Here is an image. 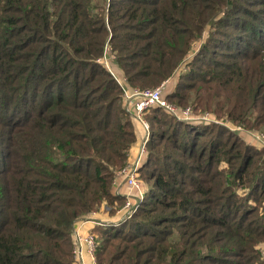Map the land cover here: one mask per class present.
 Masks as SVG:
<instances>
[{
    "label": "trees",
    "instance_id": "trees-1",
    "mask_svg": "<svg viewBox=\"0 0 264 264\" xmlns=\"http://www.w3.org/2000/svg\"><path fill=\"white\" fill-rule=\"evenodd\" d=\"M107 42L131 89L185 62L169 100L264 131V0H0V264H76V222L125 201L114 179L138 136ZM144 118L151 184L93 229L98 264H264V148Z\"/></svg>",
    "mask_w": 264,
    "mask_h": 264
},
{
    "label": "built area",
    "instance_id": "built-area-1",
    "mask_svg": "<svg viewBox=\"0 0 264 264\" xmlns=\"http://www.w3.org/2000/svg\"><path fill=\"white\" fill-rule=\"evenodd\" d=\"M109 49V52H107ZM109 57V58H108ZM111 58V59H110ZM115 54L111 52L109 42L105 45L103 55L98 61L103 64L113 75L115 80L123 89L124 93V105L128 112L132 115L134 120H138L145 128V135L143 142L141 143L139 156L134 161H128L123 167L116 171L114 179V192L117 195H124L125 201L116 211V219L102 218L99 215L105 212H110L111 207L107 204H103L99 209L92 210L90 213L80 218L78 221L92 222L98 224H118L121 221L132 216L139 202L145 196V191L142 189V182L138 177V171L143 164L144 156L148 151L147 141L149 138V123L144 118L145 110L150 106H158L165 110L178 120L192 123H208L209 121L222 122L221 120L213 118L210 111L196 112L191 105H180L176 102L170 101L164 94V89L168 80L164 81L158 86L147 87L142 89H131L126 82L124 76L119 75L117 71L113 69ZM113 62V63H112ZM215 117V116H214ZM217 118V117H216ZM238 130L245 127L236 125ZM251 135L255 137L258 144L264 147V131L261 130H249ZM126 184L128 191H122V185ZM132 191H136L139 198L132 197ZM77 223V222H76ZM74 237V257L76 264H98L97 262V248H98V236L93 230L86 232L79 231L77 224L73 231ZM88 261H86V259Z\"/></svg>",
    "mask_w": 264,
    "mask_h": 264
},
{
    "label": "rangeland",
    "instance_id": "rangeland-1",
    "mask_svg": "<svg viewBox=\"0 0 264 264\" xmlns=\"http://www.w3.org/2000/svg\"><path fill=\"white\" fill-rule=\"evenodd\" d=\"M206 35H207V30H206V32H205V34H204V37H206ZM204 37H202V39L196 44V46L194 47V49H193V51L190 53V55L187 57V58H189V57H191L192 55H194V54H196L198 51H199V49H200V47H201V44L204 42ZM107 52H109V49H108V51ZM109 58V57H108ZM111 59V58H110ZM112 60L114 61V63H113V69L115 70V71H117L118 73H119V75H121L122 77L124 76V74H123V72H122V70L117 66V64H116V62H115V59L114 58H112ZM185 66V62L182 64V66L174 73V75L170 78V79H168V82L166 83V86H165V89H164V94H165V96L167 97V94L168 93H170V92H172L173 90H174V88H175V85H176V81H177V78H178V74L180 73V71L183 69L182 67H184ZM182 68V69H181ZM171 101V100H170ZM125 106V105H124ZM126 108V107H125ZM127 110V109H126ZM128 111V110H127ZM210 113L212 114V115H214V116H212L213 118H215V119H218V120H221L222 122H214V121H209L207 124H220V125H222L224 128H226L228 131H230V132H234V133H237L241 138H242V140L245 142V143H248V144H250V145H253L254 147H256L257 149L259 148H264V147H262V146H260L259 144H258V142H257V140L255 139V137H253L252 135H251V133L249 132V130H259V129H256V128H246L245 127V130H243V129H239L238 130V128H237V124H234V123H232L229 119H227V118H225V117H217L216 116V114L215 113H213V112H211L210 111ZM131 117H132V115H131ZM217 117V118H216ZM133 119V121H134V125H135V129H136V131L138 130V132L140 133V129H141V131H142V133H143V136H142V139H141V142H140V144H139V147H138V150H137V155L139 156V151H140V147H141V143L143 142V139H144V135H145V133H146V131H145V128L143 127L144 125H142L138 120H134V118H132ZM149 123V122H148ZM206 124V123H205ZM139 127V128H138ZM261 131H263V130H261ZM137 136H138V133H137ZM148 152H149V150H148ZM138 156H137V158H138ZM136 158V159H137ZM147 158H146V156H144V159H143V162L146 160ZM141 167H142V165H141ZM138 177H139V179L141 180V182H142V189L144 190V191H148V189H149V186H150V182H148V180H146L145 179V177L143 178V176H142V173H141V171L139 170L138 171ZM126 185V184H125ZM127 191H128V189H127ZM146 192H145V195H146ZM242 193V192H241ZM131 194L133 195L132 197H134V198H136V201H137V199L139 198V195H137V192L136 191H132L131 192ZM121 205H119L118 206V204H117V208H116V210L120 207ZM104 213H106V215H105V218H107V219H116L117 217H116V214L115 213H111V212H105V211H103ZM259 247H260V249L262 250V253H263V255H264V242H261L260 244H259Z\"/></svg>",
    "mask_w": 264,
    "mask_h": 264
},
{
    "label": "crops",
    "instance_id": "crops-1",
    "mask_svg": "<svg viewBox=\"0 0 264 264\" xmlns=\"http://www.w3.org/2000/svg\"><path fill=\"white\" fill-rule=\"evenodd\" d=\"M139 128V127H138ZM137 133H138V139H137V141L134 143V145L132 146V149H131V151H130V155H129V161H134V160H136V158H137V150H138V147H139V144H140V142H141V139H142V136H143V133H142V131H141V129H140V133L138 132V130H137ZM122 191H127V189H128V187L125 185V184H123L122 185ZM105 215H106V213H102V214H100L99 216L100 217H102V218H105ZM77 227H78V229H79V231H81V232H88L89 230H93L96 226H98V225H96V224H94V223H92V222H87V221H82V220H80V221H77ZM86 259V261H88V259L87 258H85Z\"/></svg>",
    "mask_w": 264,
    "mask_h": 264
}]
</instances>
